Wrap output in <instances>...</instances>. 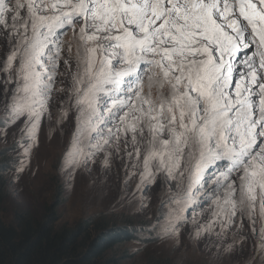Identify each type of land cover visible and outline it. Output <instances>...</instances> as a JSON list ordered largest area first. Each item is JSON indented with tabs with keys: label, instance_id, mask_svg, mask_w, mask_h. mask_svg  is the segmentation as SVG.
<instances>
[{
	"label": "snow or ice",
	"instance_id": "6c2138e0",
	"mask_svg": "<svg viewBox=\"0 0 264 264\" xmlns=\"http://www.w3.org/2000/svg\"><path fill=\"white\" fill-rule=\"evenodd\" d=\"M53 110L66 166L165 194L160 236L264 257V0H0V136L30 156Z\"/></svg>",
	"mask_w": 264,
	"mask_h": 264
},
{
	"label": "rangeland",
	"instance_id": "374dc122",
	"mask_svg": "<svg viewBox=\"0 0 264 264\" xmlns=\"http://www.w3.org/2000/svg\"><path fill=\"white\" fill-rule=\"evenodd\" d=\"M57 120L55 110L51 121L44 118L38 146L30 156H25L16 143L20 139L18 131L10 129L6 141L0 136V150L8 149L13 160V169L7 173L9 196L3 211L7 222L13 220L15 210L41 218L47 206L57 205L58 226L74 225L87 217H106L137 232L138 239L125 241L115 251L117 256L123 255V264H264V257L254 251L252 237L242 247L236 243L229 252L225 245L233 243L231 234L226 239L208 234L197 241L189 238L191 223L182 226L179 242L160 236L159 225L170 210L167 202L161 204L165 194L150 188L143 194L146 206L141 208V194L135 191L138 177L125 188L120 161L113 160L111 167H105L103 153L94 158V163L66 166L65 151L73 123L69 120L61 126ZM21 162L24 168L18 172ZM207 219L205 213L199 222Z\"/></svg>",
	"mask_w": 264,
	"mask_h": 264
},
{
	"label": "trees",
	"instance_id": "16d2710c",
	"mask_svg": "<svg viewBox=\"0 0 264 264\" xmlns=\"http://www.w3.org/2000/svg\"><path fill=\"white\" fill-rule=\"evenodd\" d=\"M13 169L8 149L0 150V264H123L115 251L139 234L127 224L106 217H87L74 225H57V205L44 216L15 210L13 220L3 217L9 196L7 173Z\"/></svg>",
	"mask_w": 264,
	"mask_h": 264
}]
</instances>
